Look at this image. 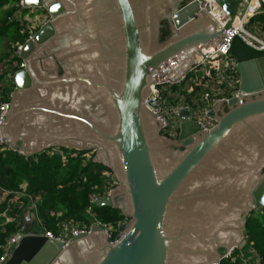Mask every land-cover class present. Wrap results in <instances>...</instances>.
<instances>
[{
	"label": "water",
	"instance_id": "water-1",
	"mask_svg": "<svg viewBox=\"0 0 264 264\" xmlns=\"http://www.w3.org/2000/svg\"><path fill=\"white\" fill-rule=\"evenodd\" d=\"M242 0H218L230 25ZM49 19L27 40L0 120L24 155L92 151L115 186L118 237L97 224L66 243L20 234L4 264H219L242 249L264 207V52L239 36V94L215 102L208 130L178 112L177 137L144 103L156 76L182 80L222 30L192 0H24Z\"/></svg>",
	"mask_w": 264,
	"mask_h": 264
},
{
	"label": "trees",
	"instance_id": "trees-1",
	"mask_svg": "<svg viewBox=\"0 0 264 264\" xmlns=\"http://www.w3.org/2000/svg\"><path fill=\"white\" fill-rule=\"evenodd\" d=\"M17 1L0 0V42L5 43L4 51L0 53V63H5L0 67V101L6 102L14 86L12 74L22 61L14 55L15 45L23 43L30 34L27 22L22 20L27 11H18L15 6ZM254 23L264 29V13L253 15L247 27ZM6 65L11 66L10 71L4 69ZM213 75L212 69L191 70L180 82L159 86L163 108L168 110L170 106H177L187 109L192 118L203 115L205 108L210 106L203 97L214 85ZM226 93L223 95L231 97L230 93ZM178 125L173 137L178 135ZM162 134L168 136L169 131L162 130ZM87 152L70 147H54L24 155L0 144V188L12 193L24 189L27 194L37 198L36 213L43 230L56 233L62 221L90 225L91 220L85 212L89 206V195L95 190L103 191V187L112 179L111 175L102 174L103 171L110 172V169L92 161V156L85 157ZM83 178L86 180L83 181ZM23 206L24 202L20 205L17 200L0 202V255L1 245L6 238L21 230ZM93 212L101 223L116 228L111 237L114 240L118 236V223L123 218L120 210L112 206L94 205ZM244 233L246 245L242 249H234L219 264H243L239 253L245 249L250 250L257 264H264V207L249 213Z\"/></svg>",
	"mask_w": 264,
	"mask_h": 264
},
{
	"label": "built area",
	"instance_id": "built-area-1",
	"mask_svg": "<svg viewBox=\"0 0 264 264\" xmlns=\"http://www.w3.org/2000/svg\"><path fill=\"white\" fill-rule=\"evenodd\" d=\"M192 1L197 3L199 10L206 12L215 21L217 25V29L222 30L220 36L217 39H215L210 44L209 47L201 49V54L199 57L196 58L194 67L192 68V71L194 72L198 70L205 71L207 69L214 70V75H213L214 85L209 87L210 89H212V91L206 92L203 97V99L210 106L205 108L203 115L198 116L197 118H193L201 124L204 130H208L213 125H211L210 121H207L205 118H207L206 113L212 107V105L219 100H227L228 98H230L229 95H223L224 92L230 93L231 97L239 94L240 79L236 71L235 60L230 55V48L232 45L233 38L235 36H239L249 46L264 52V38L256 36L247 28V24L250 18L253 15L264 13V10L261 9L259 6H257L255 0H242V2L239 5L240 7L238 8L237 13L235 15V18L233 19L230 25H227L228 18L220 10L217 4L218 0H192ZM15 6L18 8V11L21 10L27 11V13L22 17V19L24 17L26 18V16L29 13L31 14L33 13L34 10L36 9L38 10L39 8L36 6H26L24 4V0H18L15 3ZM24 21L27 20L24 19ZM29 33L30 34L23 43H17L15 45L14 48L15 56H19L23 44L27 40L32 39L34 31H32V29H29ZM24 66L25 63L21 61L18 64V69H16L14 73L19 69L23 68ZM14 73L12 74V78L14 76ZM164 80H165L164 76L155 77V81L150 87V93L144 99V103L156 114L157 118L160 121H162L163 124L162 130H168L169 131L168 136L173 137L175 134L176 125L179 124V120L177 117L179 108L177 106H170L168 110H165L163 108L160 101L159 86L163 84H173L171 82H164ZM180 81L181 80H179L178 82ZM15 89H16V85L14 83L13 90ZM7 103L8 102L6 101H0V120L5 112V106ZM87 153H91L92 154L91 156H93V152L89 151ZM87 153H85L84 156L87 158L91 157V156L88 157ZM102 174L104 176H110L111 172L103 171ZM85 180L86 178H83V181ZM114 186L115 183L112 180L108 181L107 184L103 187V191L95 190L89 195V206L85 209V212L91 220L90 225L81 222L62 221L58 224V231L56 233L50 230H42L38 234H43L45 237L57 242L66 243L72 236L78 235L83 232H89L91 226L93 224H97L107 233L109 239L112 240L111 239L112 233L116 230V228L110 224L101 223L95 217V213L93 212V207L94 205H96L99 199L105 198ZM9 196L12 197L9 198ZM6 199L9 201L17 200L20 205H22L24 202L23 213H25V211L30 210L33 216L35 217L36 221H38L41 224V220L38 218L36 213V203L38 200L37 198L35 199L31 195L27 194L24 189L12 193L8 190L0 188V202L5 201ZM20 199H22L23 201H21ZM24 200H26L27 202L25 203ZM20 234H21L20 231L11 234L6 238L5 242L1 245L2 253L0 255V264H4L8 259V257L10 256L13 248L17 244L18 237ZM240 258L243 264H248V263L251 264V262L249 261L250 257L244 256L243 254L240 256Z\"/></svg>",
	"mask_w": 264,
	"mask_h": 264
},
{
	"label": "rangeland",
	"instance_id": "rangeland-1",
	"mask_svg": "<svg viewBox=\"0 0 264 264\" xmlns=\"http://www.w3.org/2000/svg\"><path fill=\"white\" fill-rule=\"evenodd\" d=\"M24 19L27 21H24ZM48 19H49L48 13L43 11L42 8H38V10L36 9L33 11V13L31 14L29 13L26 16V18L24 17L22 20L24 22H27L29 29H32V31H34L35 33ZM247 28L249 29V31L254 33L256 36L264 38V29L260 25L254 23V24L248 25ZM4 48H5V43L2 41L0 42V53L4 51ZM1 64L5 65V63H0V67H1ZM10 68L11 66L6 65L4 69H6V71H10ZM208 91L211 92L212 89L209 88ZM205 119L207 121H210L211 125L214 124V122L212 120H209V118H205ZM91 155H92L91 153H87L88 157ZM22 216H23V219H22V226L20 230L21 234L40 233L43 230L41 227V224L38 221H36L35 217L33 216L30 210L25 211V213H23ZM243 254L244 256L250 257L249 261L251 262V264H257L252 256V253L250 254V250L245 249L244 251L239 253V256Z\"/></svg>",
	"mask_w": 264,
	"mask_h": 264
},
{
	"label": "crops",
	"instance_id": "crops-1",
	"mask_svg": "<svg viewBox=\"0 0 264 264\" xmlns=\"http://www.w3.org/2000/svg\"><path fill=\"white\" fill-rule=\"evenodd\" d=\"M257 6L264 10V0H255ZM187 109H179V112H186Z\"/></svg>",
	"mask_w": 264,
	"mask_h": 264
},
{
	"label": "flooded vegetation",
	"instance_id": "flooded-vegetation-1",
	"mask_svg": "<svg viewBox=\"0 0 264 264\" xmlns=\"http://www.w3.org/2000/svg\"><path fill=\"white\" fill-rule=\"evenodd\" d=\"M42 10L46 12V10H45L44 8H42ZM46 21H47V20H46Z\"/></svg>",
	"mask_w": 264,
	"mask_h": 264
}]
</instances>
